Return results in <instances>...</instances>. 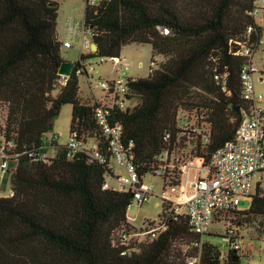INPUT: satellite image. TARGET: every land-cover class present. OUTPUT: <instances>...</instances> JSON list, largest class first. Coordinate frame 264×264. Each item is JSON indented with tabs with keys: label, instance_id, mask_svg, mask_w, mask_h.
<instances>
[{
	"label": "trees",
	"instance_id": "trees-1",
	"mask_svg": "<svg viewBox=\"0 0 264 264\" xmlns=\"http://www.w3.org/2000/svg\"><path fill=\"white\" fill-rule=\"evenodd\" d=\"M255 1L86 0L84 27L97 44L90 57L119 56L134 42L152 46L148 76L130 83L136 105L114 109L110 117L122 124V142L133 143L131 160L142 179L156 174L162 152L172 154L189 139L190 112L211 126L210 141L197 139L192 150L203 168L235 137L243 119L236 108L243 113L251 106L241 72L252 57L240 52L246 46L255 51L264 35L250 14ZM50 2L0 0V130L14 138L20 154L3 178L12 194L0 196V264H186L198 254L201 264H240L233 252L225 257L219 243L195 233L187 215H176L167 199L159 215L166 228L156 238L130 247L113 242L118 231L135 227L127 215L133 192L104 187L112 170L109 143L95 104L79 94L75 72L66 84L59 82V4ZM157 55L164 60L157 62ZM65 104L72 105L70 135L97 138L106 162L85 152L69 158L66 144L56 141L51 158L29 154L46 140ZM181 173L175 165L162 178L179 185ZM232 215L240 226L263 218L264 194L257 191L248 210Z\"/></svg>",
	"mask_w": 264,
	"mask_h": 264
},
{
	"label": "built area",
	"instance_id": "built-area-1",
	"mask_svg": "<svg viewBox=\"0 0 264 264\" xmlns=\"http://www.w3.org/2000/svg\"><path fill=\"white\" fill-rule=\"evenodd\" d=\"M91 0L90 3H97ZM264 9V0L261 3L255 1L250 14H256ZM163 34H169L168 27H159ZM252 28H249L251 32ZM82 47V58L73 69V72L80 78L85 77L89 89L88 95L84 96L86 101L95 104V115L102 129L103 135L109 143L111 151V164L115 162L124 171H113L105 175V188H112L119 191L133 192V202L139 205L148 201L155 194L153 184H148L140 177L136 166L131 160L133 143L128 145L122 142V124L111 120V111L114 109L126 110L136 105L137 101L132 97L130 83L137 77L129 75V63L125 58L119 56H96L95 64L89 55L95 52L92 49L93 32L90 28L83 27L80 36ZM63 46H72L70 41L63 42ZM254 49L246 46L240 54L252 57ZM112 63L111 76H96V65ZM257 69L251 62H247L241 72L243 97L251 103L248 110L243 111V119L237 129L235 137L226 142L223 146L213 152L208 167H205L207 175L193 180L190 193L179 202H172L171 210L176 215L186 214L192 230L201 235L211 232L214 224L220 226L221 245L227 249V253L233 252L236 259L250 254L248 243L240 232V224L232 221V213L240 210L238 208L243 197H251L257 192H264V110L258 104L263 100V94L256 90L254 74ZM219 78V76H216ZM70 76L61 75L60 84L67 83ZM80 89V85H79ZM185 127L189 139L199 140L202 144L210 141L211 126L208 122L190 121ZM55 135L50 143L44 140L38 150L29 152L31 156L40 159H48L54 156ZM67 155L73 158L80 152H85L90 160L97 159L106 162L104 153L99 149V140L95 137L86 138L79 136L74 131L69 138ZM20 156L16 150V142L13 137H7L0 130V169L3 178L9 169V162ZM172 154L168 151L162 152L159 159V166L156 174L163 176L167 170L174 168L171 161ZM202 160V159H201ZM2 178V181H3ZM12 194V190H11ZM131 206V205H130ZM130 208V207H129ZM166 228V220L159 218L156 221L147 223V226L140 229L123 228L118 231L113 242L126 247L137 246L138 243L156 238ZM134 241V242H133ZM135 243V244H134ZM248 248V249H247ZM185 251L188 247L184 248ZM251 250V249H250ZM186 264H201V256L191 255L186 258Z\"/></svg>",
	"mask_w": 264,
	"mask_h": 264
},
{
	"label": "rangeland",
	"instance_id": "rangeland-1",
	"mask_svg": "<svg viewBox=\"0 0 264 264\" xmlns=\"http://www.w3.org/2000/svg\"><path fill=\"white\" fill-rule=\"evenodd\" d=\"M61 5L59 8L60 19L58 23V31L62 33L65 37H68L74 43V46L67 48L62 46V55L71 58L76 61L79 58V43L81 32L84 27L85 18V7L86 0H60ZM91 1V0H89ZM99 1V0H97ZM258 3L261 0H257ZM57 2V1H56ZM257 20L263 22L264 28V10H260L256 16ZM70 30L72 34H70ZM123 55L126 57V61L129 63L128 74L131 76L144 77L148 76L150 72V67L153 65L152 62V46L149 43H130L124 46ZM157 62L164 60L163 56H155ZM91 61L95 64L98 58L94 56ZM142 63V64H141ZM141 64V65H140ZM252 64L257 69L254 74L256 90L263 94V100L258 104L264 110V36L259 44V47L252 54ZM112 67V63L108 61L103 65H96V76L105 77L106 72ZM85 77H80V84L83 87V92L85 94L89 93V89L84 83ZM71 113L72 105H63L59 117L54 123L53 130L46 134V142L50 143L51 139L57 135L56 142L58 144H66L70 138V123H71ZM188 115V114H187ZM186 115V116H187ZM182 116H185L182 113ZM190 121H195L200 119L195 112H190L188 115ZM202 121V120H200ZM183 147H186L182 144ZM176 149L175 153L171 157L172 163H176L180 166L184 161L194 159L193 153L188 149L185 152V158L179 157V150ZM178 152V153H177ZM201 159V158H200ZM197 164L198 161H197ZM112 167L116 172H122L124 169L112 162ZM3 172L0 169V196L11 194V184L10 181H6V185L2 181ZM144 181L148 184H153L155 188V194L152 195L148 201L139 205L136 201L132 203L128 210V214L132 219L133 224H135V229L144 228L147 226L148 221H156L159 219V215L162 212V202L164 199H170L174 202L182 201L186 195L187 191L184 184L179 185H169L165 184L164 179L159 174L148 173L144 177ZM264 194V192H263ZM251 197H243L240 200L238 208L240 210H248L251 206ZM232 221L236 222V218L232 216ZM240 232L245 238V242L248 243V248L250 254L241 256L240 264H264V217L257 218L252 223H247L240 226ZM220 226L214 224L211 228L209 234L204 235L205 239H209L215 243H220ZM134 242V241H133ZM223 254L227 253V249L222 247ZM247 248V249H248ZM251 249V250H250Z\"/></svg>",
	"mask_w": 264,
	"mask_h": 264
},
{
	"label": "crops",
	"instance_id": "crops-1",
	"mask_svg": "<svg viewBox=\"0 0 264 264\" xmlns=\"http://www.w3.org/2000/svg\"><path fill=\"white\" fill-rule=\"evenodd\" d=\"M51 1H57L58 2V4H59V8H60V5H61V1L60 0H51ZM257 1V0H256ZM262 1V0H261ZM261 1H259V3H261ZM258 2V1H257ZM264 10V9H263ZM59 19H60V14H59V16H58V23H59ZM256 20H257V18H256ZM257 22H258V24H260L262 27H263V22L262 21H260V20H257ZM70 34H72V31L70 30ZM58 35H59V39L62 41V42H65V41H70L71 42V44H72V46H70V47H67V48H71V47H73L74 46V43L72 42V40H70L68 37H64L63 35H62V33H60L59 31H58ZM264 36V35H263ZM78 43H79V54L81 55V53H82V47H81V42H80V40L78 41ZM124 49L125 48H123L122 49V52H121V57H123V58H125V60H127L126 59V57L123 55V51H124ZM79 55V56H80ZM161 56V55H160ZM64 57V60H72L71 58H69V57H65V56H63ZM107 63V62H106ZM106 63H104V64H106ZM252 63V62H251ZM142 64V63H141ZM140 64V65H141ZM100 65H103V64H100ZM111 69H112V67L106 72V74H105V77H108V76H111L112 74H111ZM97 72V71H96ZM135 77H137V76H135ZM145 77V76H144ZM84 83H85V85H86V81H84ZM79 85H80V91H79V94H80V96L82 97V98H84V96L85 95H88V94H85L84 92H83V87H82V85L80 84V78H79ZM87 86V85H86ZM88 88V87H87ZM57 92V91H56ZM55 92V93H56ZM196 142H197V140H195V139H186L184 142H183V145L184 146H186V147H183L182 149H180L178 152H179V157H181V158H185V155H183V154H185V152H187V150L189 149L190 150V152L193 150V148H194V146L196 145ZM178 150V149H177ZM176 151V150H175ZM175 151H173L172 152V156H173V154L175 153ZM177 152V153H178ZM192 153V152H191ZM193 158L194 159H190V160H187V161H184L180 166H177V168L180 170V171H182V173H181V184H184L185 185V189H186V191H187V194L188 193H190V191H191V188H192V183H193V180H195L196 178H198V177H202V176H205V175H207V171H206V169L205 168H203L201 165H202V160L199 158V157H197V156H193ZM197 161H198V163L199 164H197ZM173 165L175 166L176 165V163L174 162L173 163ZM113 168V167H112ZM113 171H115L114 169H113ZM116 172V171H115ZM6 185V184H5ZM187 196V195H186ZM128 215V221L132 224V225H134L135 226V224H133V222H132V219L130 218V216H129V214H127Z\"/></svg>",
	"mask_w": 264,
	"mask_h": 264
},
{
	"label": "water",
	"instance_id": "water-1",
	"mask_svg": "<svg viewBox=\"0 0 264 264\" xmlns=\"http://www.w3.org/2000/svg\"><path fill=\"white\" fill-rule=\"evenodd\" d=\"M51 5H55L56 2L54 1H51L50 2ZM92 49L94 51L97 50V44L93 41L92 43ZM76 65V61H73V60H64L61 65H60V68H59V74L60 75H68V76H71L72 73H73V69ZM236 110H238L239 114H242L241 111H240V108H236ZM219 246L221 247V243H219Z\"/></svg>",
	"mask_w": 264,
	"mask_h": 264
}]
</instances>
